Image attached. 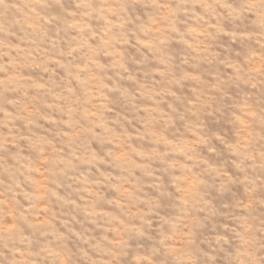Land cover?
I'll use <instances>...</instances> for the list:
<instances>
[{
  "label": "clouds",
  "instance_id": "9594fccd",
  "mask_svg": "<svg viewBox=\"0 0 264 264\" xmlns=\"http://www.w3.org/2000/svg\"><path fill=\"white\" fill-rule=\"evenodd\" d=\"M0 264H264V0H0Z\"/></svg>",
  "mask_w": 264,
  "mask_h": 264
}]
</instances>
